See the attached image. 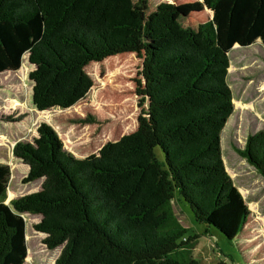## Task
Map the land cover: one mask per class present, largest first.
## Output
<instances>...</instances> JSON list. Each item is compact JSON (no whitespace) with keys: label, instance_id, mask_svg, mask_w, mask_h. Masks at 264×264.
<instances>
[{"label":"trees","instance_id":"trees-1","mask_svg":"<svg viewBox=\"0 0 264 264\" xmlns=\"http://www.w3.org/2000/svg\"><path fill=\"white\" fill-rule=\"evenodd\" d=\"M201 3L210 14L192 28L173 19L167 1L142 18L131 0H0V73L17 70L26 54L36 110L81 99L92 84L89 62L141 58L132 132L78 158L40 121L32 141L12 147L23 181L41 179L40 187L8 203L10 171L0 163V264L27 258L21 213L40 215L33 228L47 249L61 246L53 264H198L190 254L197 236L177 219L175 197L205 233L216 229L232 243L249 209L221 155L233 111L228 53L235 44L264 47V0ZM235 149L264 174V130Z\"/></svg>","mask_w":264,"mask_h":264},{"label":"rangeland","instance_id":"rangeland-1","mask_svg":"<svg viewBox=\"0 0 264 264\" xmlns=\"http://www.w3.org/2000/svg\"><path fill=\"white\" fill-rule=\"evenodd\" d=\"M161 1L173 3V19L181 27L196 28L210 14L201 0H131V11L144 18ZM228 58L226 82L233 111L220 133L221 155L226 172L249 209L247 220L231 243L216 229L205 233V225L195 222L189 208L176 197L172 208L180 223L188 227V234L197 236L190 254L198 264H264V174L235 149L244 146L248 133L264 130V47L259 41L246 47L233 46ZM140 63L134 52L89 62L84 70L92 84L67 109L36 110L31 106L27 72L34 66L28 63L26 54L17 70L0 73V163L10 171L5 202L40 187L41 179L23 181L26 166L12 155L16 141H32L40 121L48 123L63 148L78 158L97 153L106 141L117 140L136 128L139 107L135 79ZM87 115L96 117V122L75 121ZM21 215L29 256L22 264H50L51 259L53 264L61 246L47 249L42 243L44 234L33 228L40 215Z\"/></svg>","mask_w":264,"mask_h":264},{"label":"bare ground","instance_id":"bare-ground-1","mask_svg":"<svg viewBox=\"0 0 264 264\" xmlns=\"http://www.w3.org/2000/svg\"><path fill=\"white\" fill-rule=\"evenodd\" d=\"M234 46H237V44H235ZM262 88V87H261ZM225 158V157H224ZM228 161V160H227ZM226 161V162H227ZM9 195H11L10 193H8ZM29 260V256H27V258H26V261H28ZM50 264H51V261L49 262Z\"/></svg>","mask_w":264,"mask_h":264}]
</instances>
